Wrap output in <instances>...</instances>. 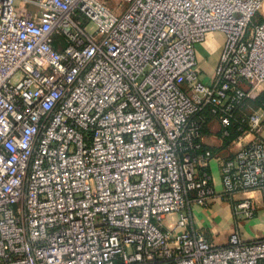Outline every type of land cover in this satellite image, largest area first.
<instances>
[{
    "label": "built area",
    "instance_id": "built-area-1",
    "mask_svg": "<svg viewBox=\"0 0 264 264\" xmlns=\"http://www.w3.org/2000/svg\"><path fill=\"white\" fill-rule=\"evenodd\" d=\"M263 1L0 0V264H264V235L193 227L213 201L253 220L238 195L264 211Z\"/></svg>",
    "mask_w": 264,
    "mask_h": 264
},
{
    "label": "crops",
    "instance_id": "crops-1",
    "mask_svg": "<svg viewBox=\"0 0 264 264\" xmlns=\"http://www.w3.org/2000/svg\"><path fill=\"white\" fill-rule=\"evenodd\" d=\"M261 17L264 16V1L261 8ZM224 41L221 33L210 34L207 39L197 45L196 60L200 71V80L203 83H209L214 68L218 61L220 50ZM264 104V101L261 102ZM260 103V104H261ZM259 107V106H258ZM261 137L264 141V124L261 131ZM204 147L211 150L215 155L225 157L233 152L236 148L230 144H225L217 134H212L205 127L203 132ZM209 173L214 179V185L217 192L222 187L219 180V164L216 159H212L208 165ZM252 198L259 206L260 210L257 216L249 221L242 222L232 216L231 206L222 201H213L206 208L194 207L193 211V227L203 230L212 243L222 245L227 242L228 237L238 230L245 240H251L255 237L264 235V211L262 207V198L259 193H247L238 195V199ZM248 225V226H247Z\"/></svg>",
    "mask_w": 264,
    "mask_h": 264
},
{
    "label": "trees",
    "instance_id": "trees-1",
    "mask_svg": "<svg viewBox=\"0 0 264 264\" xmlns=\"http://www.w3.org/2000/svg\"><path fill=\"white\" fill-rule=\"evenodd\" d=\"M264 101V89L262 90V92L260 93V95L257 97V99L252 102L251 104H249V107L251 109H257L259 107H261L263 105V102ZM261 103V104H260ZM259 106V107H258ZM204 126H203V129H202V133L204 132ZM237 136V133H235L234 131L231 133V136L227 139H224V143L227 145V144H230L234 138ZM212 152V151H211ZM214 154V153H213Z\"/></svg>",
    "mask_w": 264,
    "mask_h": 264
},
{
    "label": "rangeland",
    "instance_id": "rangeland-1",
    "mask_svg": "<svg viewBox=\"0 0 264 264\" xmlns=\"http://www.w3.org/2000/svg\"><path fill=\"white\" fill-rule=\"evenodd\" d=\"M248 226V225H247Z\"/></svg>",
    "mask_w": 264,
    "mask_h": 264
}]
</instances>
